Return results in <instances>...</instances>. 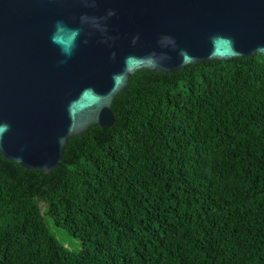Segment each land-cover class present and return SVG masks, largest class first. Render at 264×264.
Returning <instances> with one entry per match:
<instances>
[{
  "label": "trees",
  "instance_id": "obj_1",
  "mask_svg": "<svg viewBox=\"0 0 264 264\" xmlns=\"http://www.w3.org/2000/svg\"><path fill=\"white\" fill-rule=\"evenodd\" d=\"M112 110L50 173L0 152V264H264V56L138 70Z\"/></svg>",
  "mask_w": 264,
  "mask_h": 264
},
{
  "label": "water",
  "instance_id": "obj_2",
  "mask_svg": "<svg viewBox=\"0 0 264 264\" xmlns=\"http://www.w3.org/2000/svg\"><path fill=\"white\" fill-rule=\"evenodd\" d=\"M264 56V0H0V152L56 169L141 69Z\"/></svg>",
  "mask_w": 264,
  "mask_h": 264
},
{
  "label": "rangeland",
  "instance_id": "obj_3",
  "mask_svg": "<svg viewBox=\"0 0 264 264\" xmlns=\"http://www.w3.org/2000/svg\"><path fill=\"white\" fill-rule=\"evenodd\" d=\"M40 204H41L42 211H43L44 204L43 203H40ZM55 230H56V235L58 236L59 240L61 242L65 243L66 246L74 248V247H77L79 245V240L76 237L71 236V235L67 234L64 230H61L58 228H55Z\"/></svg>",
  "mask_w": 264,
  "mask_h": 264
}]
</instances>
